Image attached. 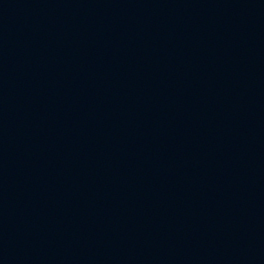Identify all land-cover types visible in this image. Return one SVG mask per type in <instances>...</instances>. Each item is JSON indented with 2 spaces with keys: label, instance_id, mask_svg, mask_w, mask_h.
Instances as JSON below:
<instances>
[{
  "label": "water",
  "instance_id": "obj_1",
  "mask_svg": "<svg viewBox=\"0 0 264 264\" xmlns=\"http://www.w3.org/2000/svg\"><path fill=\"white\" fill-rule=\"evenodd\" d=\"M0 264H264V0H0Z\"/></svg>",
  "mask_w": 264,
  "mask_h": 264
}]
</instances>
